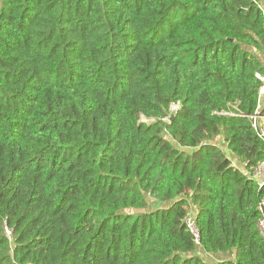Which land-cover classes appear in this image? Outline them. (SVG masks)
Returning a JSON list of instances; mask_svg holds the SVG:
<instances>
[{"label":"trees","instance_id":"trees-1","mask_svg":"<svg viewBox=\"0 0 264 264\" xmlns=\"http://www.w3.org/2000/svg\"><path fill=\"white\" fill-rule=\"evenodd\" d=\"M260 1L0 0V264H264Z\"/></svg>","mask_w":264,"mask_h":264},{"label":"built area","instance_id":"built-area-1","mask_svg":"<svg viewBox=\"0 0 264 264\" xmlns=\"http://www.w3.org/2000/svg\"><path fill=\"white\" fill-rule=\"evenodd\" d=\"M261 81L263 82L262 87L260 88L259 91V101L262 99L263 95H264V78H260ZM252 118V122H253V128L255 130V132L257 133V135L264 140V124H262V126H259V115L255 114L254 116L251 117ZM255 177H259L260 181H259V186H263L264 185V165L261 164L257 167V169L255 170V173L253 174ZM258 210L261 214V219L258 221V229H259V233L261 238L264 240V198L261 199V201L259 202L258 205ZM188 228L190 229L191 233L197 237V229L194 225L193 219H188L186 221Z\"/></svg>","mask_w":264,"mask_h":264},{"label":"rangeland","instance_id":"rangeland-1","mask_svg":"<svg viewBox=\"0 0 264 264\" xmlns=\"http://www.w3.org/2000/svg\"><path fill=\"white\" fill-rule=\"evenodd\" d=\"M259 3H260V5H261V7H262V9L264 11V0H261ZM259 56L261 57V59H262V57L264 59V54L263 55L259 54ZM176 108H177V106H172L171 107V111H173V109H176ZM143 121H145V120H143ZM258 124L261 127L262 124H264V121L260 120ZM217 145L223 151V153L225 154L226 158H228L232 164H236V160H235L234 156L227 150V148H226L225 144L223 143V141L221 140V138L217 140Z\"/></svg>","mask_w":264,"mask_h":264},{"label":"crops","instance_id":"crops-1","mask_svg":"<svg viewBox=\"0 0 264 264\" xmlns=\"http://www.w3.org/2000/svg\"><path fill=\"white\" fill-rule=\"evenodd\" d=\"M262 59H263V57H262ZM262 61H263V64H264V59H263ZM263 104H264V97H263L262 100H261V103H260V105H259V109L261 108V106H262ZM259 109H258V111H259ZM258 115H259V117H260L259 119L262 120V121H264V116H261L260 113H258ZM260 120H259V121H260ZM263 165H264V164H263ZM255 179L258 180V183H259L260 178H259V177H255Z\"/></svg>","mask_w":264,"mask_h":264},{"label":"water","instance_id":"water-1","mask_svg":"<svg viewBox=\"0 0 264 264\" xmlns=\"http://www.w3.org/2000/svg\"><path fill=\"white\" fill-rule=\"evenodd\" d=\"M172 120V117H170V121ZM262 187V186H261Z\"/></svg>","mask_w":264,"mask_h":264}]
</instances>
